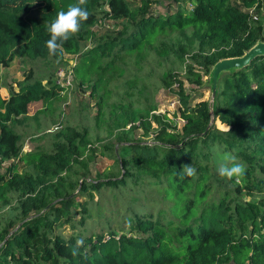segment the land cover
<instances>
[{
	"label": "trees",
	"instance_id": "16d2710c",
	"mask_svg": "<svg viewBox=\"0 0 264 264\" xmlns=\"http://www.w3.org/2000/svg\"><path fill=\"white\" fill-rule=\"evenodd\" d=\"M30 1L0 0L2 56L9 46L10 59L59 61L69 55L74 58L68 66L72 80L87 84L96 76L92 94L113 59L139 53L157 36L174 31L197 44L189 61L199 70L188 64L184 76L167 70L160 79L177 100L180 123L150 114L149 108L125 112L121 107L118 118L124 115L123 124L131 126L118 133L116 154L112 145H102L101 151L112 159L113 171L88 179L84 157L92 148L85 128L62 125L48 148L20 154V136L12 125L30 103L47 107L63 97L55 74L33 78L28 71L16 89L5 86L0 204L14 198L17 214L0 225V264H264V55L220 73L211 118L207 100L191 103L182 82L183 77L199 86L217 60L240 56L256 40L264 41L260 0H168L164 13L153 12L150 0H87L89 19L59 56H50L45 47L47 27L76 0H38L39 17L23 18L20 13L30 10ZM98 18L121 21L126 31L101 35L83 50ZM2 33L19 38L10 43ZM160 50L157 54L182 55L181 49L161 45ZM108 57L107 64H99ZM101 102L99 95L96 121L103 116ZM215 121L225 128H217ZM139 127L144 139H134ZM107 134L117 133L108 129ZM226 155L245 165L239 179L218 174ZM14 159L29 169L17 171ZM183 165H192L195 174L186 175ZM78 239L84 243L73 256Z\"/></svg>",
	"mask_w": 264,
	"mask_h": 264
},
{
	"label": "rangeland",
	"instance_id": "374dc122",
	"mask_svg": "<svg viewBox=\"0 0 264 264\" xmlns=\"http://www.w3.org/2000/svg\"><path fill=\"white\" fill-rule=\"evenodd\" d=\"M19 0H15L17 3ZM168 0H150L148 6L153 12L164 13L165 5ZM29 5L30 10L27 13H20L21 17L38 18L35 12L38 0H31ZM138 2V0H136ZM188 8L189 4L183 5ZM174 10V5H170V11ZM260 13L264 19V0H260ZM120 22L98 18L92 27L94 35L85 40L83 50L90 48L99 36L111 35L117 31H126L124 25ZM264 34V24L262 29ZM5 41L9 39L10 43L16 42L19 35L8 36L2 33ZM4 42V41H3ZM171 47L175 51H182L181 58L174 57L171 53L157 54L160 46ZM11 47L7 48V53L11 51ZM4 46L0 47V93H7L5 86H10L14 89L23 82L25 74L30 71L33 78H46L50 74H55L57 69H61L59 78L67 79V82H60L64 86V95L61 99L54 101L49 106L45 107L40 101L32 102L27 108V112L15 119L13 129L20 136L21 150L20 154L26 153L29 150L48 148L53 139V134L65 124L81 130L85 128L90 140L89 150L90 156L84 157L87 165L88 175L85 177L93 178L98 172L113 171V161L110 156L101 154L103 151L102 145L117 146L121 142H117L118 133H124L131 123L123 124L124 115L121 107L127 111H139L144 108H149L150 114H162L173 122L180 123L177 102L173 103L174 97L169 96L165 87L161 86L160 79L162 74L167 70L177 72L180 75L185 74V65H191L194 70H199L195 63H190L189 57L197 53V44L190 42L185 36L177 34L175 31L165 35L157 36L156 40L146 45L144 50L139 53L124 52L112 61V67L104 71L101 82L97 83V90L94 94L90 91V86L96 76H92L91 81L87 84H78L77 80H72L66 76L68 66L73 64L74 58L69 55H64L59 61H53L48 57L30 59L26 57L9 58L8 54L2 56ZM212 52V49L207 51ZM206 53V51H202ZM111 58H101L100 65H105ZM55 72V73H54ZM182 77V76H180ZM203 83L199 86L194 82H189L182 77L183 88L190 94L191 103L206 99L212 117L213 101L211 99V89L209 82V72L202 76ZM44 82V80L42 81ZM67 83V84H66ZM60 85V84H59ZM174 87V86H172ZM142 88H144L142 90ZM99 95L102 97L100 110L103 113L102 119L96 121L95 114L98 109L96 101ZM112 115L109 116V111L113 109ZM120 121L121 126L117 125ZM219 129L225 128L214 122ZM151 127L154 126L150 122ZM111 129L116 135L107 134V130ZM134 139L142 138L143 129H134ZM146 139H151L149 136ZM17 163V171L29 169L25 163L14 159ZM250 198V196H246ZM160 203V202H159ZM164 207V205H162ZM17 214V201L13 198L6 205L0 204V225L6 218H12ZM95 216V211L92 212V217ZM69 230L68 225H64L63 231L66 233Z\"/></svg>",
	"mask_w": 264,
	"mask_h": 264
},
{
	"label": "clouds",
	"instance_id": "9594fccd",
	"mask_svg": "<svg viewBox=\"0 0 264 264\" xmlns=\"http://www.w3.org/2000/svg\"><path fill=\"white\" fill-rule=\"evenodd\" d=\"M87 0H76V3L70 4L66 11L61 10L57 13L56 19L47 27L49 39L45 41V47L50 56L62 55L64 44L82 27V24L89 19V11L86 7ZM218 168V174L222 177L232 180L239 179L245 174V165L237 161L236 156L226 155ZM183 171L188 176L195 174L196 169L192 165H183ZM84 243L83 239H78L72 249V255H78L80 246Z\"/></svg>",
	"mask_w": 264,
	"mask_h": 264
},
{
	"label": "water",
	"instance_id": "95a60500",
	"mask_svg": "<svg viewBox=\"0 0 264 264\" xmlns=\"http://www.w3.org/2000/svg\"><path fill=\"white\" fill-rule=\"evenodd\" d=\"M259 55H264V41L258 39V40H256V42L251 47H249L247 50H245L242 53V55L234 56V57L221 58V59L217 60L211 66L210 71H209V82H210L212 101L214 99V95H215V91H216V83H217V79H218V76L220 75V73L242 68L245 65H247L251 59H253L254 57L259 56ZM114 153L116 154V148L114 149ZM19 224H17L16 227ZM14 229H12V230H14Z\"/></svg>",
	"mask_w": 264,
	"mask_h": 264
},
{
	"label": "built area",
	"instance_id": "2783aa9c",
	"mask_svg": "<svg viewBox=\"0 0 264 264\" xmlns=\"http://www.w3.org/2000/svg\"><path fill=\"white\" fill-rule=\"evenodd\" d=\"M61 69H57V71H56V73H55V78H54V82L57 84V85H59V86H63V85H61V83L60 82H67L68 83V81H67V79H64V78H59V75H61V76H64L65 74H60L61 73ZM70 72H71V70L70 69H68L67 70V72H66V76H69L70 77ZM66 83V84H67ZM174 99L175 100H173V103H175V102H177V100H176V98L174 97Z\"/></svg>",
	"mask_w": 264,
	"mask_h": 264
},
{
	"label": "crops",
	"instance_id": "0c3cea01",
	"mask_svg": "<svg viewBox=\"0 0 264 264\" xmlns=\"http://www.w3.org/2000/svg\"><path fill=\"white\" fill-rule=\"evenodd\" d=\"M6 95H7V93H0V96H1L2 98H5ZM28 106H29V105H28Z\"/></svg>",
	"mask_w": 264,
	"mask_h": 264
}]
</instances>
